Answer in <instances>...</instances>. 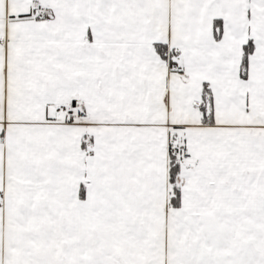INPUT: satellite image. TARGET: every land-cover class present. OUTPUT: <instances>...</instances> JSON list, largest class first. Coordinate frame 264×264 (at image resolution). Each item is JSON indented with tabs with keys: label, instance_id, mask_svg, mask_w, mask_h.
Listing matches in <instances>:
<instances>
[{
	"label": "snow or ice",
	"instance_id": "snow-or-ice-1",
	"mask_svg": "<svg viewBox=\"0 0 264 264\" xmlns=\"http://www.w3.org/2000/svg\"><path fill=\"white\" fill-rule=\"evenodd\" d=\"M0 264H264V0H0Z\"/></svg>",
	"mask_w": 264,
	"mask_h": 264
}]
</instances>
